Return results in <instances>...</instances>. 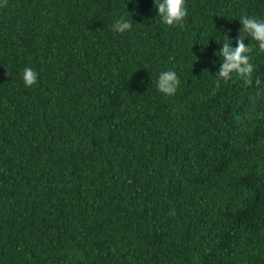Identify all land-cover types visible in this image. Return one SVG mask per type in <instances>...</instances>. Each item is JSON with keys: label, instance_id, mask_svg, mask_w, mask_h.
<instances>
[{"label": "trees", "instance_id": "16d2710c", "mask_svg": "<svg viewBox=\"0 0 264 264\" xmlns=\"http://www.w3.org/2000/svg\"><path fill=\"white\" fill-rule=\"evenodd\" d=\"M186 7L183 27L153 0L0 8V264H264V98L216 87L221 35L264 0Z\"/></svg>", "mask_w": 264, "mask_h": 264}, {"label": "clouds", "instance_id": "9594fccd", "mask_svg": "<svg viewBox=\"0 0 264 264\" xmlns=\"http://www.w3.org/2000/svg\"><path fill=\"white\" fill-rule=\"evenodd\" d=\"M154 6L158 9L157 15L161 22L169 27H183L188 15L186 0H153ZM8 6V0H0V8ZM242 27L239 35L235 37L236 46H232V38L228 34L223 37L222 48L217 51L221 57V64L216 73V87L221 82L228 84L234 78L239 79L247 88H255L256 95H250L247 100L249 110L258 107L259 100L264 98V79L256 75V68L251 60V53L254 45L258 46L259 52L264 53V19H257L254 16L242 15L239 17ZM132 29V24L125 18L118 19L113 31L123 34ZM231 30L228 29L227 32ZM249 38L250 43H245ZM254 42V45L253 43ZM22 79L25 87L30 88L38 83V73L31 67L23 69ZM180 78L175 70L169 69L159 73L157 90L165 96L176 95L180 86Z\"/></svg>", "mask_w": 264, "mask_h": 264}]
</instances>
